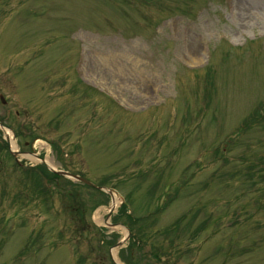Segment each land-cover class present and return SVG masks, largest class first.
<instances>
[{"label": "rangeland", "instance_id": "rangeland-1", "mask_svg": "<svg viewBox=\"0 0 264 264\" xmlns=\"http://www.w3.org/2000/svg\"><path fill=\"white\" fill-rule=\"evenodd\" d=\"M149 1L0 0V116L19 110L37 139L17 147L130 194L136 216L177 190L131 227L136 264H264V118L237 131L264 100V0ZM50 184L43 200L0 149V264H112L110 197Z\"/></svg>", "mask_w": 264, "mask_h": 264}, {"label": "bare ground", "instance_id": "bare-ground-1", "mask_svg": "<svg viewBox=\"0 0 264 264\" xmlns=\"http://www.w3.org/2000/svg\"><path fill=\"white\" fill-rule=\"evenodd\" d=\"M10 144H11V146L12 147H15V144L13 143V141L12 140H10ZM111 205L112 206H117L118 205V203H119V200H118V197L114 194V193H111ZM95 218L97 219V217H96V215H95Z\"/></svg>", "mask_w": 264, "mask_h": 264}, {"label": "water", "instance_id": "water-1", "mask_svg": "<svg viewBox=\"0 0 264 264\" xmlns=\"http://www.w3.org/2000/svg\"><path fill=\"white\" fill-rule=\"evenodd\" d=\"M60 174H63V175H67V176H71V177H74L76 179H79V180H82V181H85V182H88L86 180H84L83 178L77 176V175H73V174H70L68 172H65V171H59Z\"/></svg>", "mask_w": 264, "mask_h": 264}]
</instances>
